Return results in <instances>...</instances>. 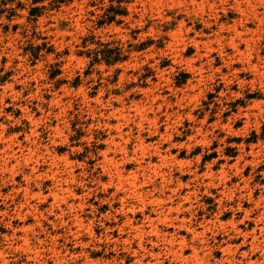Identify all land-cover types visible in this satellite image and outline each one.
I'll use <instances>...</instances> for the list:
<instances>
[{
    "label": "rangeland",
    "instance_id": "obj_1",
    "mask_svg": "<svg viewBox=\"0 0 264 264\" xmlns=\"http://www.w3.org/2000/svg\"><path fill=\"white\" fill-rule=\"evenodd\" d=\"M0 264H264V0H0Z\"/></svg>",
    "mask_w": 264,
    "mask_h": 264
},
{
    "label": "trees",
    "instance_id": "obj_2",
    "mask_svg": "<svg viewBox=\"0 0 264 264\" xmlns=\"http://www.w3.org/2000/svg\"><path fill=\"white\" fill-rule=\"evenodd\" d=\"M105 59H106V61H107L108 63H112V62L114 61V60H112V59L110 58V56H109V57H106ZM96 60L98 61L99 58L97 57Z\"/></svg>",
    "mask_w": 264,
    "mask_h": 264
}]
</instances>
